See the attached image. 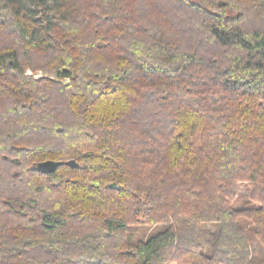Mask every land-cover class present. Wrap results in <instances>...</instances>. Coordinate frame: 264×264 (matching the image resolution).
Listing matches in <instances>:
<instances>
[{"label": "trees", "instance_id": "trees-1", "mask_svg": "<svg viewBox=\"0 0 264 264\" xmlns=\"http://www.w3.org/2000/svg\"><path fill=\"white\" fill-rule=\"evenodd\" d=\"M263 18L0 0V264H264Z\"/></svg>", "mask_w": 264, "mask_h": 264}, {"label": "rangeland", "instance_id": "rangeland-1", "mask_svg": "<svg viewBox=\"0 0 264 264\" xmlns=\"http://www.w3.org/2000/svg\"><path fill=\"white\" fill-rule=\"evenodd\" d=\"M259 14V13H258ZM248 24L252 27V26H254V28H259L260 26H258V24H257V22H258V20H257V18H256V16H254V15H251V16H249L248 17ZM263 21H264V18L262 19ZM259 23V22H258ZM248 24H247V26H248ZM27 73L28 74H33L34 73V71L31 69V68H29L28 69V71H27ZM35 74V76H42V75H44L45 73L42 71V70H39V71H37L36 73H34ZM247 186L244 184L243 186H242V190H243V192H245L247 189ZM241 196H242V194L240 195V197L239 198H241ZM238 202H239V200H237V201H235V205H238ZM159 227L158 226H156L155 228H153V227H151V228H146V229H144L146 232H144V233H142V231H143V229H141V230H139V231H137V233H139V232H141L142 234H147V233H152L153 231H155V230H157ZM134 229H136L137 230V228H133V230ZM248 234L251 232L250 231V228H248ZM140 233V234H141ZM251 234V233H250ZM250 239L252 240V246L253 247H257L258 246V243H257V241L255 240V238H254V236L252 237V236H250ZM169 264H178V263H175V262H170Z\"/></svg>", "mask_w": 264, "mask_h": 264}, {"label": "water", "instance_id": "water-1", "mask_svg": "<svg viewBox=\"0 0 264 264\" xmlns=\"http://www.w3.org/2000/svg\"><path fill=\"white\" fill-rule=\"evenodd\" d=\"M62 163H63L62 161L47 159V160L38 162L36 164V168L40 172L50 174V173L56 171L58 166ZM110 186H111V188H116V187H118V184H117V182H112L110 184Z\"/></svg>", "mask_w": 264, "mask_h": 264}]
</instances>
